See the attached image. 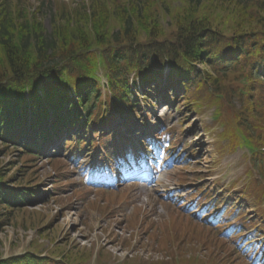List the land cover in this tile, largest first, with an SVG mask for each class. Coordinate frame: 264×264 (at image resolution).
<instances>
[{
  "label": "trees",
  "instance_id": "obj_1",
  "mask_svg": "<svg viewBox=\"0 0 264 264\" xmlns=\"http://www.w3.org/2000/svg\"><path fill=\"white\" fill-rule=\"evenodd\" d=\"M58 6L52 33L45 35L38 14L29 11L28 0H0V158L11 148L7 140H21L17 135L24 134L29 119L34 135L44 140L47 108L55 117L60 112L59 127L94 125L102 115L108 119L111 103L128 122L137 103L129 88L132 74L161 75L168 65L171 74L211 93L209 85L220 91L235 72L206 77L194 65L211 70L229 62L231 67L244 63L250 74L264 67V0H81ZM166 20L168 30L163 27ZM231 50L239 54L236 59L226 58ZM98 57L106 64L113 94L105 112L94 76ZM72 93L79 95L77 104ZM253 97L251 90L241 110L230 105L224 115L231 124L236 120L259 147L264 146V112L259 115ZM32 151L30 145L18 151L20 178L32 167ZM255 162L264 176V155ZM8 173L0 163V232L16 211L33 203L35 195L29 187L9 189L16 177L8 178ZM0 264L62 263L29 253L7 259L0 254Z\"/></svg>",
  "mask_w": 264,
  "mask_h": 264
},
{
  "label": "rangeland",
  "instance_id": "obj_2",
  "mask_svg": "<svg viewBox=\"0 0 264 264\" xmlns=\"http://www.w3.org/2000/svg\"><path fill=\"white\" fill-rule=\"evenodd\" d=\"M49 1L29 0L32 10L40 8L42 2H45L40 17L48 34L52 31V17L55 12V6L50 5ZM61 1L72 3L79 0ZM182 93L187 91L182 89ZM186 101L188 100L184 97L174 101L170 107L172 110L165 109L164 106L155 108V115L161 118L166 130L168 125L174 128V131L170 132L171 135L168 134V138L175 145L164 152L160 159L161 163L158 165V168L163 166V169L157 172L163 188L136 187L126 183L117 188L96 187L92 185L95 181L92 179L94 173L88 171L90 164L94 165V155L90 159L84 158L85 154L82 153L74 155L66 152L50 161L38 156L33 163L34 169L29 170L36 172V178L44 180L39 189L46 191L51 188L53 180H63L59 189L61 197L48 199V202H42L39 206L14 213L11 221L0 232V254L8 257L34 251L49 256L56 250L57 260L66 254V256L74 257L75 264H83L85 261L86 264H102L100 261L95 262L94 257L92 258L93 254L100 252L102 257L107 259V262L103 264H116L126 259L131 264H137L140 260L148 261L158 258L164 260L170 258L168 262H171L172 255H168L167 250L175 253L177 252L175 249L181 248L182 243V247L188 248H185L188 257L197 246V252L206 250L205 260H209L221 252L225 243L224 254L232 252L233 264H259L261 256V264H264V252L259 249L260 243L250 246L248 239L239 238L243 227L239 219H233L239 215V210L247 212L246 221L253 218L255 212L251 202L253 196L247 195V199L243 200L239 198L237 208L223 218L224 221H231L226 229L224 224L219 225L218 229H213L214 225L209 223V221L217 223V216L223 209L221 205L208 215V225L200 222L201 215L208 212L206 207L210 205V201H207L200 203L197 207L196 200L201 196L202 187H209L214 195L217 189L219 192L223 191V186L232 181L239 179L238 188L247 184V181L252 178L258 180L259 176L249 166L244 150L238 149L236 153L220 156V146L218 145V151L215 145L219 141L217 130L207 128L212 122L213 110L205 107L206 110L199 112L198 110L202 109L204 104L189 110L186 107ZM182 120L185 125L183 130L179 127ZM176 128H178L177 131ZM161 137V142L166 144V137ZM118 153L117 151L115 155ZM18 161V153L13 149L2 155L0 159L1 166L5 169H9L10 164ZM98 164L97 173L106 179L110 178L111 172L105 161H99ZM95 168L96 165H94ZM17 170L16 167L12 168L9 176L17 173ZM113 174L114 178H118L116 172ZM202 179L205 180L200 182ZM98 189L104 191H97ZM162 190L169 191L171 198H174H164ZM121 192L127 195L126 203L119 201ZM225 198V200L234 199L232 193H228ZM188 214L193 215L189 217ZM49 219L55 221L57 229L47 231L49 235L39 234ZM169 219L175 220L169 222ZM255 221H258L257 217L251 223ZM153 224L157 225L159 235L155 238L149 236L153 228L148 227ZM234 227L237 230L241 227V231L233 237L231 236L234 231L229 235L226 234ZM223 230L225 233H222ZM259 233L263 235L262 231H259L253 236L254 238L258 236L257 239L263 244L264 240ZM166 235H170L172 239L168 240ZM247 235L245 234V237ZM162 238L166 239L165 242H161ZM123 255H126L125 259ZM78 258H80L79 261H77ZM134 259L137 263L133 262ZM177 259L180 262H177L178 264L205 262L198 256L191 261Z\"/></svg>",
  "mask_w": 264,
  "mask_h": 264
}]
</instances>
